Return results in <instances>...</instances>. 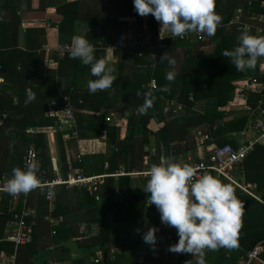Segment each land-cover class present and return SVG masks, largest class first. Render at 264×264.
I'll return each mask as SVG.
<instances>
[{"label":"crops","instance_id":"0c3cea01","mask_svg":"<svg viewBox=\"0 0 264 264\" xmlns=\"http://www.w3.org/2000/svg\"><path fill=\"white\" fill-rule=\"evenodd\" d=\"M227 1L220 0L218 2L216 0V12L222 18L225 14ZM246 1L248 0H241V4ZM78 2H83V8H78ZM106 2L107 0H0V54L4 55L5 60V68L1 65L0 69V93L6 92L7 95H12L17 102L18 94L13 93V91L27 86V79L22 72L24 65L27 66L30 63L29 59L22 55V52L37 51V53L42 54V51H45V61L41 66V72L49 76L47 88L50 109L61 104L65 98L69 97L71 100L72 95H78L76 97L77 102H81L84 97L86 98L85 104L88 107L85 110H80L79 113L74 111L79 119L78 123L82 124L80 133L77 123V136L65 137L69 163L76 159L78 154L104 153L111 155L113 153L116 144L113 141H108L107 134L104 136L106 129H104L103 124L93 127L98 120V115H104L105 118L111 116L112 121L105 124L117 127L119 138L124 139L129 128V117L140 116L141 114H134L133 112H136L143 104L142 98L136 96L135 89L128 90L125 85L134 81H144V83L149 81L153 77L154 65L158 60L157 57L154 60L149 51L136 49L131 56L126 54L127 59L133 58V60L120 65L124 51L117 52L119 60L116 63L109 62L116 68L113 74L117 79L112 88L94 94L89 92L88 81L97 78L91 75L90 68L81 71L77 77L79 67L75 59L69 58V52L61 54L59 50L62 40L72 43L75 36L90 32L96 35L112 34L115 37H120L127 34L131 28L147 31L157 37L161 28V24L155 18L153 20L154 16L141 17L134 8L123 10L119 16L114 13L118 17V22L111 20L108 18L111 12ZM78 10L81 16L85 15L92 22L79 25L76 21L73 25L68 26L70 32L65 30L63 32L60 24L64 21L70 24V19L78 14ZM152 21L155 27L152 26ZM259 21L264 22V15H260ZM247 32L252 34L250 30ZM254 33L256 36L260 34L258 30ZM189 40L196 42V48L198 47L197 44L202 42L194 39ZM214 46L215 43L210 39L203 46V49L211 51ZM180 50V53L183 54V49ZM167 51L168 55L173 57L170 48ZM136 57L142 59L137 60ZM20 60L24 62V65ZM170 70L178 73L179 66H176L175 69L168 66L165 70L164 81H167L166 74ZM249 76L233 81L235 86L233 96L224 107H220L217 98L199 99L203 76L201 74L192 76L183 88L184 92L189 94V101L186 105L183 103L185 108L177 113L180 122H174L164 112L150 120L145 136L147 140H144V136L140 134L134 138L135 168L131 171L125 169L127 174L113 176L115 179L122 177L125 181L116 190L112 198L110 195L103 194L104 189L100 192V187L97 192L91 193L95 197L94 199L81 194L66 205L64 208L66 215L55 217L53 215L55 208L52 210V203L47 197L45 188L31 194L33 195L30 201L31 205H28L25 199L16 202L12 195L5 192L0 203V215H6L8 220L0 219V264H10L12 261V254L2 249L1 245L3 241H6L13 229V222L25 206L34 211L31 218L34 227V239L31 244L19 248L16 255L18 264H187V261L195 264V258L189 254H176L167 251L170 245L178 242L179 237L175 228L161 223L159 211L155 205H150L148 200L150 194L143 191L148 179L144 174L152 164H158L162 156L166 157L168 151L172 152L171 159L174 162L195 166L196 163L208 156L212 148L219 146L220 143L225 142V144L237 147L255 136L257 132L254 128L249 127L248 119L246 126L241 130L230 126L218 133V125H215L213 141L208 145L198 146L194 139L197 127L212 126L204 117L207 113L219 109L224 110L227 115L219 120V123L222 121L229 122L241 117V115H247L250 105L248 102L249 94L254 93L246 84ZM257 77L264 87V58H262L260 73ZM29 89L30 87H27V90ZM243 91L248 93V99L240 96ZM166 100L168 99H165V102ZM175 100L178 101L176 98ZM27 109H32L30 104L25 111L18 112L16 116L18 118L25 117ZM6 115L7 113H3V117ZM170 123V131L175 138H177V130H181L180 132H185V134L166 146L159 137V133ZM180 124H184V126L181 125L179 128ZM22 125L25 129L23 131L19 129V133H17L16 125L2 128L3 119L0 117L1 175L11 177L14 168L20 167L22 169L28 149L25 145L29 139L38 133L46 135L52 161L58 163L56 132L63 128L61 126H43L38 118L27 120ZM216 132L217 135H215ZM30 146H34V144ZM121 163L120 161V166H124ZM121 169L124 167L113 173H117ZM233 176L239 183L256 185V192L264 198V191L258 190L257 182L247 179L243 162L235 168ZM217 178L223 183L232 184L236 194L242 193L243 190L236 183L225 177ZM254 178H258L256 174H254ZM131 194L140 196L138 206H142L144 203L143 212L142 210L138 211L134 203L135 207L133 206V210H131ZM111 200L117 201V204H114L113 209L108 210L111 203L113 204ZM102 211H105V222L110 226L111 237L103 246H97L94 244L100 235L97 217ZM141 213L140 217L137 216ZM50 215L57 219L56 231L58 230L57 226H65L59 234L58 232L53 233L54 226L48 221ZM152 226L159 229L156 233L158 239L155 249L145 243L142 238L143 233ZM138 228L141 230L139 233L136 231ZM262 244L264 247V243ZM236 247L239 248L238 244ZM208 253L210 251L206 252V254ZM211 258H216V255ZM261 260L264 262L263 258ZM223 264L247 263L240 258L229 259ZM249 264L263 263L260 260H255Z\"/></svg>","mask_w":264,"mask_h":264},{"label":"trees","instance_id":"16d2710c","mask_svg":"<svg viewBox=\"0 0 264 264\" xmlns=\"http://www.w3.org/2000/svg\"><path fill=\"white\" fill-rule=\"evenodd\" d=\"M219 1L220 0H218V2ZM106 3L111 12L109 13L108 18L116 22H118V17H116L114 13L119 16V14H121L123 10H130L134 8L133 0H107ZM77 6L79 9H81L83 8L84 4L83 2H78ZM238 8H242L240 20L242 22H248L249 24H251L250 31L252 35H255L254 32H257L258 28H262L263 31L260 32L259 36H264V22L252 18V14L254 12L264 15V0H251V2L248 0L244 4H241V0H228L225 14L222 19V25L218 28L216 35L212 36L211 38V40L215 43L213 50L205 51L203 49V46L207 44L208 41L199 42V44H197L198 47L196 48V42L192 40H168L166 42V47L162 50L160 57L154 65L152 76L157 80L158 88L153 91V94L156 97L153 108L149 109L146 115L129 117V128L124 139L119 138L117 127L107 126L105 124L106 122L104 115H98V120L93 127H98L100 124H103L104 129H106L107 131L108 141L115 142L116 148L111 155H107L104 153L78 154L81 156V158L79 159L77 155V158L69 163L65 146V137L69 132L64 129H60L59 131H57L56 144L59 158L57 164L60 176L62 178H66L68 173L73 169L83 170V172L86 174L113 173L121 167H124V169L128 171L133 170L135 168L134 138L140 134L144 136V140H147L145 139V136L148 132V123L152 118L159 116L160 113L163 112L165 99L176 98L178 102L180 101V103L182 102L185 105L188 103L189 94L184 92L183 88L192 76L196 74H201L203 76V83L200 89L199 99H206L211 97L217 98L220 107H224L228 104L229 100H231L233 96V91L235 89L233 81L235 79L249 75H259L262 58L258 60L255 69L240 72L237 71L235 66L231 63L230 58L223 56V52L225 50L231 51L239 44L238 37L240 36L241 31L237 28V26H232L230 27V29H227L226 27V24L231 19H233ZM77 12L78 14H75L77 18H75V16L71 18L70 24H67V21H64L62 24H60V28L63 32L64 30L70 32L68 30V26L73 25L74 23H76V21L79 25L86 22H92L89 18L85 17V15L81 16L79 10ZM152 26L155 27L153 21ZM126 35L127 34L123 36ZM81 36H84L86 39H88L90 43H98L99 41L108 43L114 39L121 37H115L112 34L96 35L91 32ZM63 43H65V41L62 40L60 44ZM169 48L173 53V58L177 60L176 66H179V70L175 82L169 85L170 91L162 92L159 91V89L164 87L166 84H169L168 81H164L165 70L169 65L167 61L160 63V58ZM180 49H183V54L180 53ZM44 52L45 51H42V54L37 53V51L22 52V55L30 61V63L25 66L24 62L20 60V62L24 65V71L22 73L27 79V86L25 85L19 90L13 91V93L16 92L18 94L17 102H15L12 95H7L6 92L0 93V117L3 119L2 128H5L9 125H16L18 129L17 133H19V129L22 131L25 129V127L22 125L23 122L27 120H35L36 118L40 119V124L43 126H60L56 117L47 114L48 111L57 108L59 104L55 105L51 109L48 105L49 92L47 88V79L49 76L41 72V66H43V63L45 61ZM127 53L128 50H125L123 52L120 65H122V63L124 64V62L129 63L133 60V58H126ZM95 56L96 58H98V54H95ZM136 58L137 60L142 59L141 57ZM75 61L79 67L77 70V77L79 76L81 71H84L87 68L91 67L90 65H83L79 59H75ZM0 64L5 68V60L3 54H0ZM143 84L144 81H134L131 83H127L125 86L128 90L134 88L136 96L144 100ZM27 87H30V90L36 94V98L33 102L29 103L32 109H27L28 111L27 113L25 112V117L22 116L18 118L16 116L17 113L25 111L28 106H25ZM138 92L140 93L139 96L137 95ZM76 97H78V95L71 96V105L73 110L76 113H79L80 110H85L88 106L85 104L86 98L84 97V95V98H82L81 102H77ZM259 98V94L250 93L248 102L250 105L254 106L256 105ZM3 113H7L6 117H3ZM76 113L75 116L78 123L79 119ZM226 115L227 114L224 110L219 109L218 111L207 113L204 117L212 126L218 125V133L219 131L230 126H234L235 129H243L246 126L249 117L247 113V115H241V117L235 118L232 121H222L219 123L218 121L222 120ZM167 116L176 123L180 122V118L178 117V115L174 114L173 112L167 114ZM78 125V131L80 133L82 124L78 123ZM181 125L184 126V124H180L179 128L181 127ZM170 127L171 123L163 128L159 133V137H161L162 142L166 146L168 143L172 142L175 139L181 138L185 134V132H180L181 130H177L180 133L176 132L177 138H175L170 131ZM217 132L215 135H217ZM31 144H34V146L36 147L42 165L49 169L50 177L53 178L54 176H56V170L54 169V164L50 155L46 135L44 133H38L27 141L25 145L26 148ZM222 144H225V142H222L219 145ZM171 155L172 152L168 151L166 157L171 159ZM120 161L124 166H120ZM243 163L247 179L250 181H256L258 184V190L264 191V145L258 144L256 148L246 157V159H244ZM106 164H108L107 167ZM209 174L216 176L212 171L209 172ZM254 174H256L258 178H254ZM124 181L125 180L122 177L118 179H115V177L113 176L106 177L102 181L100 192H102V190L104 189L103 194L107 196L110 195L112 198L114 197L116 190L123 185ZM38 190L39 189L32 191L26 197H24L22 194L17 195L15 200L17 202L25 199L28 205H31L30 201L31 197L33 196L31 194H33L34 192L37 193ZM241 192L242 193L236 194L239 200L244 204V212L241 218V227L239 228L237 233V244L239 248L235 247L232 249H227L221 247L218 251H210V253L205 255L206 264H223L229 259H240L241 257H245L246 254L251 249H253L255 245L260 242L264 243V204L247 195L243 191ZM81 194H85L91 199L95 198L87 189L79 187L67 188L66 185H58L53 197V202H55L53 215L55 217H59L63 214L66 215V211L64 210L66 205L71 203L73 198L80 196ZM139 201V195H130V202L132 203L131 210H133V206L135 207L136 205L138 211L142 210L143 212L144 203L142 204V206H138ZM111 202H113V204L111 203V205L108 207V210L113 209L114 204H117V201L115 200H111ZM133 203L135 205H133ZM104 215L105 211H102L97 217V222L100 226V235L94 243L97 246H103L107 241H109L111 237L110 226L106 224ZM141 215L142 213L137 214V216L139 217ZM1 218H3L4 220H8V217L6 215H0V219ZM57 228V232L59 234L61 229L65 228V226H57ZM1 248L11 254L14 253V243L11 241H3ZM213 255H216V258H211ZM261 258L264 259V251L261 253Z\"/></svg>","mask_w":264,"mask_h":264},{"label":"clouds","instance_id":"9594fccd","mask_svg":"<svg viewBox=\"0 0 264 264\" xmlns=\"http://www.w3.org/2000/svg\"><path fill=\"white\" fill-rule=\"evenodd\" d=\"M134 10L141 17L154 16L161 24L159 38H184L189 33L215 36L222 25V16L216 12V0H133ZM239 44L233 50H225L223 56L230 58L237 71L255 69L260 58H264V36L252 35L245 31L238 37ZM95 46L84 36L72 40L70 59H79L83 65L91 66L95 80L88 81L90 93L107 91L112 88L117 77L113 74L115 66L105 58H96ZM155 60V56H152ZM168 62L175 69L177 60L164 53L160 63ZM178 73L170 70L166 74L169 84L159 91H170ZM139 96L140 93L138 92ZM36 94L30 89L26 92L25 106L33 102ZM156 97L152 91L144 93V103L137 109L146 115L153 108ZM39 165L30 162L26 170L16 167L11 178L7 179L0 191L17 196L29 195L36 189H43ZM148 177L143 191L149 193L150 205H155L160 213L161 223L175 228L178 242L167 251L176 254H189L195 264H206L207 251H218L221 247L232 249L237 246V233L241 227L244 204L236 195L232 184L223 183L219 178L203 172L188 163H177L162 156L158 164H152L144 174ZM139 233L141 230L138 228ZM159 229L149 227L143 233L145 243L155 249L156 233ZM187 264H191L187 261Z\"/></svg>","mask_w":264,"mask_h":264},{"label":"built area","instance_id":"2783aa9c","mask_svg":"<svg viewBox=\"0 0 264 264\" xmlns=\"http://www.w3.org/2000/svg\"><path fill=\"white\" fill-rule=\"evenodd\" d=\"M251 2V0H250ZM242 14V8H239L233 17L227 24V29H230L232 26H237L240 31L251 30V24L248 22H242L240 16ZM259 13L254 12L252 18L259 20ZM259 32H262V28H258ZM212 38L206 34L199 33H189L184 38L180 37H165L163 40L159 38V33L157 37H154L147 31H138L135 28H131L126 36H121L120 38L114 39L108 43L99 41L98 43H91L95 46L98 58H105L108 62H117L119 60L117 52L128 50V55L130 56L133 51L137 48L138 50H147L153 56L159 58L162 50L166 47V42L168 40H189L194 39L197 41H208ZM72 43L65 42L60 44L59 50L61 54L71 51ZM1 69V64H0ZM252 91L260 95L259 100L256 105H249L248 107V119L249 127H252L256 130L255 136L250 138L248 141L243 142L239 146L235 147L231 144H223L215 146L212 148L208 156L196 163L194 167L200 170V174L203 172H214L217 177H225L232 182L236 183L243 191L251 195L252 197L259 200L264 204V198L256 192V185L254 184H243L235 180L233 172L235 168L246 159V157L256 148L258 144H264V87L260 84L259 79L255 75H250L247 78L246 82ZM158 88L157 80L152 77L149 81L143 84V95L148 91H154ZM242 98L248 99V93L243 91L240 93ZM144 103V100H143ZM185 108L183 103L176 101L175 99H168L165 102L163 107V112L169 114L173 112L177 114L179 111H182ZM138 114V112H133ZM48 115L54 116L57 118V121L61 128L67 130L69 133L66 136L70 138L77 136V120L74 113V110L71 105L70 98H65L64 101L57 106V108L52 109L47 112ZM112 121L111 116L105 118V122ZM216 126H199L196 128L194 133V139L198 146L208 145L213 141V131ZM107 134V131H104V136ZM80 159L81 156L78 155ZM30 162H36L39 165V173L45 189L47 192V197L52 203V210L55 208L53 202V197L55 194L56 187L58 185H66V187H79L85 188L90 193H95L99 190L103 178L106 176H118L127 174L125 169H121L117 173L113 174H86L83 170H72L68 173L66 178H62L58 171V164L56 161L53 162L54 169L56 170V176L53 178L49 175V169L42 165L37 149L34 146H30L27 149L25 160L23 163L22 169L26 170V165ZM108 165L106 164V167ZM11 177L0 174V188L3 187L7 179ZM4 191H0V203L3 200ZM23 195V194H22ZM26 197L25 195H23ZM12 197L15 199L16 196ZM34 214V211L25 206L19 215V217L13 222V229L9 233V236L6 240L14 243V253L12 254V261L10 264H18L16 255L21 246L31 244L34 239V227L31 221V218ZM48 221L54 226L53 233L57 231L55 226L57 224V219L52 215L48 217ZM264 247L262 243H258L251 249L245 257H241L247 264L252 263L255 260H261V253Z\"/></svg>","mask_w":264,"mask_h":264},{"label":"rangeland","instance_id":"374dc122","mask_svg":"<svg viewBox=\"0 0 264 264\" xmlns=\"http://www.w3.org/2000/svg\"><path fill=\"white\" fill-rule=\"evenodd\" d=\"M19 217V216H18Z\"/></svg>","mask_w":264,"mask_h":264}]
</instances>
